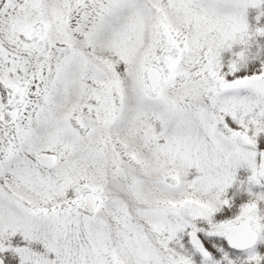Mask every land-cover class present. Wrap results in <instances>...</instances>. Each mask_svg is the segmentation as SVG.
I'll return each mask as SVG.
<instances>
[{
  "label": "snow or ice",
  "instance_id": "6c2138e0",
  "mask_svg": "<svg viewBox=\"0 0 264 264\" xmlns=\"http://www.w3.org/2000/svg\"><path fill=\"white\" fill-rule=\"evenodd\" d=\"M0 264H264V0H0Z\"/></svg>",
  "mask_w": 264,
  "mask_h": 264
}]
</instances>
